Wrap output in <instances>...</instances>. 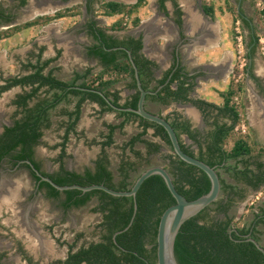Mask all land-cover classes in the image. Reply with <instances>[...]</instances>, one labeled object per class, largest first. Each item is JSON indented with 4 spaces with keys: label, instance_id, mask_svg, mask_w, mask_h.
Masks as SVG:
<instances>
[{
    "label": "trees",
    "instance_id": "trees-1",
    "mask_svg": "<svg viewBox=\"0 0 264 264\" xmlns=\"http://www.w3.org/2000/svg\"><path fill=\"white\" fill-rule=\"evenodd\" d=\"M13 1L17 2L18 8L25 6L27 2V0ZM89 4L91 11L92 3L89 2ZM105 7L110 15L121 12V5L115 2L106 3ZM206 11L209 15L213 14L211 7ZM4 12L5 10L0 7V24L11 21L3 20ZM94 38L97 41L99 39L96 34H94ZM118 44L117 40L112 38L102 39L99 45L91 47L88 52L89 55L98 57L104 67L114 66L120 57L127 59L126 54L121 51H107ZM127 46L132 50L136 65L141 68L142 72L139 74L143 79L145 78V82L143 81L144 84H142L143 88L147 89L149 81L146 80H150L148 79L150 76L148 68L153 67L154 64L146 59L139 62L140 65L138 64V52L142 48L140 39L130 40ZM39 51L40 54L35 63L29 61L26 66L30 69L29 75L18 80L14 79L0 89V92H3L15 85L30 87V92L17 96L13 102L17 111L21 113V118L14 122L13 127L6 128L5 134L0 138V158L19 149L16 155L17 159H32L34 147L40 144V139L43 136V128L48 127L50 111L72 98L76 99V102L74 111L67 113L69 125L63 138L64 143L68 134L74 131L80 119L81 107L85 102L96 104L102 114L114 113L121 119V122L117 125L104 124L107 133L101 136L103 140L93 141V144L100 147V153L94 160L92 168H86L83 172L76 173L66 171L61 165L57 172L49 176L55 184L59 186L103 184L113 190L125 191L135 181L128 182L130 173L136 172L140 166H151V156L159 154L162 160L168 161L169 169L167 171L173 179L177 192L186 200H195L209 191L210 182L207 176L197 168L185 164L173 154L163 128L133 113L116 111L106 102V99H109L115 107L136 108L138 92L129 101L120 105L118 104L120 100L118 92H111L114 82H103L96 87L84 84L90 70L76 74L70 83L56 79L51 71L44 75V69L57 58L41 61L40 55L44 49L40 48ZM123 70L129 71L130 75H133L129 64ZM186 79L180 80V76L174 74L169 84L175 81L177 83L175 90L167 85L157 95L149 98L159 101L163 105L175 101L191 103L197 108L204 105L214 107L200 100H190L188 95L192 86H185ZM78 80L83 82L75 85ZM130 89H136L135 85H132ZM41 90L44 93V98L39 99ZM34 99L37 100L30 106V102ZM129 123H136L140 132L131 136L121 147V162L117 170L121 178L116 181L110 169L111 161L107 149L114 145V133L117 130H122ZM170 124L176 132L181 149L192 156L180 141V136L186 135L190 140L197 142L196 134L191 131L188 121L182 122L174 119L170 121ZM214 128L209 135L208 153L205 157L200 154L198 159L210 167H215L217 170L222 169L228 173L234 184H226L220 179L222 198L212 204L215 208L213 210H210V207L206 208L181 226L174 242L175 259L177 264H264L263 255L252 243L246 241V235L249 233L246 224L241 228L234 227V217L230 215L231 210L247 198V191L257 190L264 185L263 164L258 162L256 170L251 169L249 150L244 144L238 143L228 153L224 151V141L232 130V125L225 127L215 123ZM148 130H152L153 137L159 138L168 147L169 153L163 155L161 153L162 144L146 138ZM136 145H141L142 149H135ZM129 155L133 157V160ZM63 156L64 144L61 145L58 160L61 161ZM238 158L241 160L236 161L234 165L230 163ZM41 187L45 188L49 198L59 199L64 196L62 207L65 210L85 207L92 199H95L96 206L93 211L100 215L101 221L98 226L102 234L100 240L83 245L74 253L71 251L75 245H70L68 258L61 264H156L158 221L164 210L174 204V200L160 176L149 177L139 188L136 195L137 213L133 223L127 231L116 236V244L112 240L113 234L123 230L132 216L133 201L131 198H116L101 191L82 193L77 190H69L59 192L45 182L39 184V188ZM260 212L261 216H255L251 223L255 227L259 224L264 225V208H261ZM255 233L259 234L260 232L256 231ZM255 239L259 242V238L255 237ZM25 257L29 263H32L30 258Z\"/></svg>",
    "mask_w": 264,
    "mask_h": 264
},
{
    "label": "flooded vegetation",
    "instance_id": "flooded-vegetation-1",
    "mask_svg": "<svg viewBox=\"0 0 264 264\" xmlns=\"http://www.w3.org/2000/svg\"><path fill=\"white\" fill-rule=\"evenodd\" d=\"M7 1L9 2L8 6L14 5V8L18 9L17 2L13 0ZM70 1L72 0H63V2L66 3ZM256 1L257 0H236L235 17L237 20L235 24H238L236 34L240 36L235 37L236 42H231L230 31L226 32V28H224L222 24L216 20L214 11L212 15L207 13L206 9L210 7L203 5L201 0H135V3L132 4L131 7L135 6L136 10L146 8L151 12V16L149 19L144 21L142 20L139 26L137 25L139 29L136 32L128 34H114L102 29L99 26V23L102 21L98 16H94L93 14V8L95 4L98 3V0H83V9L85 13L84 17L86 16V20L80 29L86 38H91L92 40L91 45L86 44L84 47L85 57L87 60L96 63V66L103 71L111 69L124 74V87H126L128 95L124 98L121 92L116 89L111 90V92H118L120 97L118 104L123 105L138 92L136 88L134 70L128 53H130L133 64L137 69L142 87L144 84L143 81L145 82V78L143 79V77L139 74V72H142L141 68H138L136 65L132 55V50L127 46V43H130V40L137 41L140 39L142 48L138 52V64L140 65L139 62L143 61V59H146L154 64L153 67L148 68L150 72L148 79L150 80H146L149 81V84L147 89H145L154 94L147 96L145 109L148 111L146 104L148 101H151L162 107L173 108V110L166 117H164L165 119H169L167 120L169 123L174 119L182 122L188 121L191 131L196 134L197 142L190 140L186 135H181L180 141L184 145L185 149L192 155L191 157L196 159H198L200 154H203V157H205L208 153L209 135L215 129V123H217L218 126L224 125L225 127L232 125L233 128L229 134L233 133L236 135L232 144V149L238 143L244 144L249 150L251 169L256 170V164L260 162L263 164L262 170L264 171V58L261 56L260 50L262 48L260 47V40L258 39V35L260 33L264 35V0H258V4ZM89 2L92 3L91 11L89 10ZM27 3L28 0L25 6ZM120 5L124 9L128 7L125 4ZM246 6L254 13L258 11L263 14L247 16L245 10ZM0 7L5 10L3 20H11L7 23L2 22L0 24V29L10 27L13 23H15L16 16L13 14V10L7 9L9 7L5 8L2 4ZM23 7H20L19 9ZM139 22L140 21H138V23ZM94 34L99 37L98 41L94 38ZM108 38L117 40L119 44L114 48L107 49V51H121L126 54L127 59L120 57L117 60L116 65L104 67L98 57L89 55L88 50L97 44L99 45L102 42V39ZM146 41H149L147 42L148 44ZM146 44L157 53L156 59L150 60V58L147 57L145 51ZM40 48L44 49L40 55V60L44 61L42 60V55L46 50L44 47ZM40 48H38L36 53L31 52L28 54L26 63L18 65V74L13 76L7 74V76H5L3 74L4 72L0 70V72L2 71L0 73V89L7 86L14 79L18 80L30 74V69L26 68V66L29 61L31 63H35L37 56L40 54ZM187 50H189V53L191 52L189 57L185 54ZM198 51H200L199 53L201 56V62L199 64L197 63V54H199L197 53ZM56 52L58 55L61 54L60 50H56ZM128 64L133 70V75H130L129 71L126 72L123 70V68H125ZM48 67L44 69V75H47V73L50 72H46ZM174 74H178L180 76V80L187 78V84H185V86H192L188 95L190 100H200L214 107L204 105L197 108L191 103L175 101L170 102L168 105H163L159 101L151 100V98H149L150 96L157 95L158 92L167 85H169L172 90L176 89L177 83L175 81L172 84H169L170 79ZM110 82H113V80H110ZM198 82L208 85H219L217 89L210 90L213 97H216L215 99L218 100L217 104L212 101L196 98L194 90ZM75 85L79 84L76 82ZM114 85L115 83L112 86ZM132 85H135L136 89H130ZM14 89H19L21 91L20 94L15 95L10 101L11 106L15 108V111H17V107L13 102L16 100L17 96H20L25 92H30V87L15 85L3 92H0V97L9 94L11 90ZM186 106L193 107V109L198 113L199 118H188L187 115H185L184 110L180 109V107ZM152 114L159 115L157 113ZM1 118L0 138L5 134L6 128L13 127L14 122L21 118V113L18 119L13 116L12 119L5 121ZM243 128L246 130L242 131ZM149 131H151L153 137V131L148 130V133ZM249 138L251 141H249ZM156 139L159 140L158 143H161L162 146H166L159 138ZM36 147H34L33 150V158L30 160L17 159L16 155L18 154L19 149L11 151L7 155L0 158V196L2 197H0V219L2 218L3 211L5 212V210H8L15 213V210H18L16 214L20 217L19 221L22 222L21 228L29 231L33 229L37 230L33 219L37 215L38 211L37 207H35V200H37L38 197H41L46 201H56L59 203L61 212H67L70 210H65L62 207L64 196H61L62 198L59 199L49 198L45 188H39V184L42 181H40V179L36 176L34 169L43 177L48 178L55 172L50 173L42 170L41 165L35 159ZM161 153L163 155L167 154V152H164L163 147L161 148ZM153 156H159V154ZM240 160L241 158H238L235 161H230V163H233L232 165H234L236 161ZM29 163L32 167L29 166ZM164 163L165 166H168V161H165ZM61 165L62 164L59 165L56 172L59 170ZM63 168L68 172H76L73 169L66 168L65 166H63ZM22 173V176L27 178L26 182L29 181L30 186L33 188L30 192H26L22 187L15 184V179L20 177L18 174ZM262 189H264V185L257 190L251 189L249 191L256 193ZM261 208H264V199L261 204L259 203L254 207V209L252 208L253 212L251 221L246 224V228L249 229V233L246 235V238L249 237L254 239L257 243H259V245L260 241L258 242L255 237L259 238L260 233L257 234L255 232H260L258 230L259 227L264 228V225L259 224L255 227L251 223L255 216H261ZM0 224L7 225V222L1 219ZM2 229L3 227L0 226V230ZM30 237L34 238L31 235ZM1 246L2 245L0 244V249L2 250ZM260 246L262 247V245ZM80 247L81 246L76 245L72 249L71 253H74ZM10 248L13 251L12 254L15 255L14 258H18V261L23 264H41L40 262L38 263L35 258L30 256L28 252H26V248L22 246L19 241H13ZM68 254L69 248L67 255L63 259H56L51 261V263L46 264H61L68 258ZM8 256L9 254L0 252V264H5L8 260ZM25 256L30 258L32 263H29Z\"/></svg>",
    "mask_w": 264,
    "mask_h": 264
},
{
    "label": "rangeland",
    "instance_id": "rangeland-1",
    "mask_svg": "<svg viewBox=\"0 0 264 264\" xmlns=\"http://www.w3.org/2000/svg\"><path fill=\"white\" fill-rule=\"evenodd\" d=\"M201 1L203 5L213 9L216 20L226 28V32L230 31L231 42H236L235 37L240 36L236 34V29H238V24H235L237 20L235 17L236 0ZM107 2L125 4L128 7L126 9L121 7L119 14L110 15L105 7ZM8 3L7 0H0V5L13 10L16 20L10 27L0 29V70L4 72L5 76L18 74V65L27 62L28 54L36 53L38 48L44 47L46 51L42 55V60L57 56V60L49 65L46 72L51 71L58 80L71 82L76 73L82 74L86 70H91L84 80L86 86L96 87L103 82L113 80L115 85L111 90L116 89L121 92L124 98L128 95L127 89L124 87V74L111 69L103 71L96 66V63L85 57L84 47L86 44L91 45L92 40L86 38L80 29L86 20L83 0H72L67 3L63 0H28L27 5L21 9H15L14 5L8 6ZM134 3L135 0H98L93 8V14L102 21L99 26L104 30L114 34L133 33L139 29L138 26L142 20L149 19L151 16V12L146 8L136 10L135 6L131 7ZM256 3L258 4L259 1L257 0ZM245 10L247 16L263 14L258 11L254 13L247 6ZM138 21L140 22L138 23ZM258 39L262 48L261 56L264 58V35L260 33ZM56 50H60L61 54L58 55ZM82 82L79 80L77 84ZM20 93L19 89H14L9 94L0 97V118L3 117L1 119L6 121L12 119L13 116L17 119L20 117V113L15 111V108L10 104L13 97ZM39 96V99L44 98L43 91L39 93ZM36 100L34 99L30 105H33ZM75 102L76 99H68L49 113L48 127L43 128L40 144L35 148V159L43 171L56 172L60 164L78 173L83 172L86 168H92L94 160L100 153V147L93 144V141L103 140L101 136L107 133L104 124L117 125L121 122V119L114 113L102 114L98 106L85 103L81 108L80 119L74 131L68 134L64 143L63 138L69 125L67 113L74 111ZM146 108L151 113H157L162 117H166L173 110V108L162 107L151 101H148ZM245 130V128L242 129V131ZM138 132L140 130L137 124L129 123L122 130H117L114 133V145L107 149V153L111 161L110 169L116 181L121 178L117 171L121 162V147ZM146 138L159 142L158 139L152 137L151 131ZM235 138L236 135L229 134L224 141V146H231ZM249 141H251L250 138ZM62 144H64V156L59 161ZM135 149L141 150L142 147L136 145ZM163 149L164 152L169 153L168 147L163 145ZM129 157L133 160L131 155ZM151 160V166H162L169 169L159 156H151ZM151 166L138 167L136 172L130 173L128 182L134 181L142 171ZM217 172L220 179L226 184H234L228 173L221 169H218ZM22 175L23 173L18 174L20 177L15 179V184L26 192L32 191L33 188L29 181L26 182L27 178ZM219 198H222V194ZM263 199L264 189L256 193L248 191L247 198L243 202H239L230 212V215L234 217V227L241 228L243 224H248L252 218V210L257 204H261ZM35 203L38 211L33 222L37 230L29 231L21 228L22 222L19 221L20 217L16 214L18 210H15V213L8 210L2 213L1 219L6 221L7 225L0 224L3 227L0 230V244L2 245L0 252L9 254L5 264H23L12 254L10 245L15 240L19 241L26 248V252L41 264L63 259L67 255L70 245L83 246L100 240L102 235L98 228L101 221L100 215L93 211L96 206L95 199H92L85 207L72 208L67 212H61L59 203L56 201H46L38 197ZM214 208V206H210V210ZM258 230L260 231V245L264 247V228L259 227ZM30 235L34 238H31Z\"/></svg>",
    "mask_w": 264,
    "mask_h": 264
},
{
    "label": "water",
    "instance_id": "water-1",
    "mask_svg": "<svg viewBox=\"0 0 264 264\" xmlns=\"http://www.w3.org/2000/svg\"><path fill=\"white\" fill-rule=\"evenodd\" d=\"M128 56L132 64V68L134 70L136 88L139 93L136 108H120L113 106L111 102L107 99L106 102L116 111L133 113L139 116L140 118L163 128L169 139L173 154L185 164L197 168L207 176L210 182L209 191L195 200H186L184 196L177 192L171 175L169 174L167 169L162 166H151L146 168L137 176L133 185L125 191L113 190L108 188L107 186H104L103 184H93L89 186H59L55 184L50 178L43 177L42 175H40L35 169L34 172L36 176L40 179V181L48 183L51 187H53L59 192L69 190H77L82 193H87L91 191H101L106 193L107 195L116 198H131L133 201V212L131 219L128 225L123 230L113 234L112 240L114 244H116V236L127 231L133 223V220L137 213L136 195L141 185L146 179L151 176H160L168 192L173 198L174 204L164 210L158 221L156 233V264H177V261L174 256V242L181 226L189 219L198 215L201 211L205 210L206 208H209L213 203H215L219 199L221 194V181L217 169L215 167H210L206 163L189 156L181 149L176 132L172 128L171 124L164 117L152 114L145 109V102L147 96L152 95L154 93H151L149 90L143 89L139 80L137 69L133 64L130 53H128ZM29 166L32 167L30 163ZM246 241L252 243L264 257V248L261 247L259 243L249 237L246 238Z\"/></svg>",
    "mask_w": 264,
    "mask_h": 264
},
{
    "label": "crops",
    "instance_id": "crops-1",
    "mask_svg": "<svg viewBox=\"0 0 264 264\" xmlns=\"http://www.w3.org/2000/svg\"><path fill=\"white\" fill-rule=\"evenodd\" d=\"M149 42V41H146V43ZM148 44V43H147ZM146 44V47H145V51H146V55L148 58H150V60H154L156 59L157 57V53L152 50L151 48L148 47V45ZM184 51V50H183ZM200 51H198L197 53H199ZM185 54L187 55V57H189V55L191 54V52L189 53V50H187L185 52ZM197 63L199 64L201 62V56H200V53L197 54ZM218 84H205V83H200L198 82L197 83V86L194 90V95L196 96V98L198 99H203V100H206V101H212L214 103L217 104L218 100L215 99L216 97H213V94L211 93L210 90L212 89H217L218 88ZM213 97V98H212ZM85 103H90V102H85ZM84 103V104H85ZM83 104V105H84ZM93 105L97 106L96 104L92 103ZM82 105V106H83ZM82 108V107H81ZM180 109H183L184 112H185V115H187L188 118H192V119H198L199 116H198V113L196 112V110L193 109V107L191 106H186V107H180ZM232 149V145L229 146V147H225L224 146V150L228 153L230 152V150ZM233 164V163H232ZM244 225V224H243Z\"/></svg>",
    "mask_w": 264,
    "mask_h": 264
},
{
    "label": "bare ground",
    "instance_id": "bare-ground-1",
    "mask_svg": "<svg viewBox=\"0 0 264 264\" xmlns=\"http://www.w3.org/2000/svg\"><path fill=\"white\" fill-rule=\"evenodd\" d=\"M1 197V196H0ZM2 198V197H1Z\"/></svg>",
    "mask_w": 264,
    "mask_h": 264
}]
</instances>
